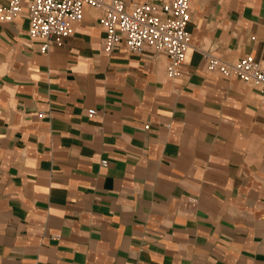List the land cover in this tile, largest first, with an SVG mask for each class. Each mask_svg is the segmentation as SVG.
<instances>
[{
	"label": "crops",
	"instance_id": "1",
	"mask_svg": "<svg viewBox=\"0 0 264 264\" xmlns=\"http://www.w3.org/2000/svg\"><path fill=\"white\" fill-rule=\"evenodd\" d=\"M188 13L175 76L102 51L98 9L46 52L27 0L0 18V264H264L261 94L204 56L264 64V0Z\"/></svg>",
	"mask_w": 264,
	"mask_h": 264
},
{
	"label": "built area",
	"instance_id": "2",
	"mask_svg": "<svg viewBox=\"0 0 264 264\" xmlns=\"http://www.w3.org/2000/svg\"><path fill=\"white\" fill-rule=\"evenodd\" d=\"M21 4L22 0H7V5L0 8V18L13 20ZM188 4L189 0H166L160 5L123 0H27V35L39 40L40 51L46 52L70 34V22L81 18L83 6L98 9L103 28L102 51L111 52L118 44H123L131 53L142 54L149 50L152 54H162L167 58L166 74L175 76L189 46L185 29L189 20ZM204 56L208 70L256 86L264 105V64L249 55L232 62L209 52Z\"/></svg>",
	"mask_w": 264,
	"mask_h": 264
}]
</instances>
